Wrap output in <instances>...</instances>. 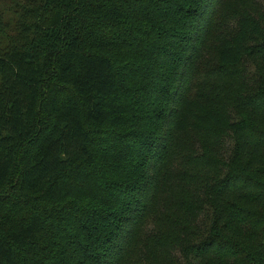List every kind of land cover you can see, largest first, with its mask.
<instances>
[{"label": "trees", "instance_id": "16d2710c", "mask_svg": "<svg viewBox=\"0 0 264 264\" xmlns=\"http://www.w3.org/2000/svg\"><path fill=\"white\" fill-rule=\"evenodd\" d=\"M0 264H264V0H0Z\"/></svg>", "mask_w": 264, "mask_h": 264}]
</instances>
